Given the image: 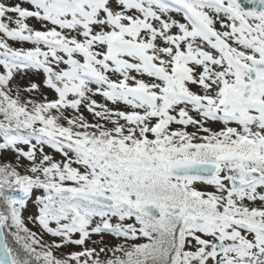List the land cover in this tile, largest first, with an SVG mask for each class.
I'll return each mask as SVG.
<instances>
[{
	"label": "snow or ice",
	"instance_id": "obj_1",
	"mask_svg": "<svg viewBox=\"0 0 264 264\" xmlns=\"http://www.w3.org/2000/svg\"><path fill=\"white\" fill-rule=\"evenodd\" d=\"M0 264H264V0H0Z\"/></svg>",
	"mask_w": 264,
	"mask_h": 264
},
{
	"label": "rangeland",
	"instance_id": "obj_2",
	"mask_svg": "<svg viewBox=\"0 0 264 264\" xmlns=\"http://www.w3.org/2000/svg\"><path fill=\"white\" fill-rule=\"evenodd\" d=\"M17 79L19 80V82H20L21 84H26V83L29 82L27 77H25V78L22 79V80H21L19 77H18Z\"/></svg>",
	"mask_w": 264,
	"mask_h": 264
}]
</instances>
